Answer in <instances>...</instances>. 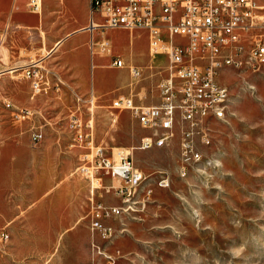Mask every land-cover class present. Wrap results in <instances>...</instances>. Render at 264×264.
<instances>
[{"label": "rangeland", "instance_id": "1", "mask_svg": "<svg viewBox=\"0 0 264 264\" xmlns=\"http://www.w3.org/2000/svg\"><path fill=\"white\" fill-rule=\"evenodd\" d=\"M58 2L43 0L39 17L24 0H15L12 22L7 24L8 34L16 32V20H31L19 35L13 33L8 66L0 73V229L5 226L8 232L7 240L0 242V264H41L45 258L53 264H105L98 251L103 249L115 256L113 264H264V64L253 70L237 63L217 73L229 90L227 115L207 121L208 144L195 135L201 157L180 176L184 124L179 112L164 145L141 149L140 137L152 130L141 128L127 110L110 106L117 94L156 100L163 72L147 64L163 69L165 56L148 55L145 28L105 26L110 50L103 52L95 42L93 50L99 52L87 51V90H80L78 82L69 80L77 73L71 75L61 64L59 44L61 36L79 28V20L73 18H82L84 10L64 0L71 7L66 19ZM6 30L0 42L5 60ZM93 32L96 39L102 37L98 27ZM111 53L126 64H137L140 77L131 78L126 67L112 66ZM39 56L46 83L32 99L21 65ZM76 56H83L80 48ZM51 71L63 79L59 89L52 85ZM93 83L104 89H92ZM91 94L90 106L86 100ZM24 108L30 113L17 114ZM89 108L93 143L106 153L128 152L145 175L131 198V206L137 208L104 218L112 228L104 237L90 228V176L76 168L82 149L67 127L73 114L85 121ZM34 128L42 132L37 142L30 139ZM162 173L169 183L160 187L156 183H161ZM101 178L95 199L121 205L114 187L105 188L116 180ZM149 187L152 192L145 200Z\"/></svg>", "mask_w": 264, "mask_h": 264}, {"label": "built area", "instance_id": "2", "mask_svg": "<svg viewBox=\"0 0 264 264\" xmlns=\"http://www.w3.org/2000/svg\"><path fill=\"white\" fill-rule=\"evenodd\" d=\"M90 12H98L102 21L96 26H119L125 28H146L150 53L165 56L164 76L159 78L157 104H139L132 96L118 95L111 100L110 106L125 109L141 128L152 132L142 135L138 148L164 145L172 133L175 111L183 121L179 148L181 164L180 176H185L195 156H201L196 149L195 135L203 144L210 141L207 121L210 118L224 119L227 112H221L217 98L227 94L228 87L220 83L216 75L225 67L245 63V68L258 69L264 64V0H89ZM42 0H26L25 4L33 11H40ZM7 24L0 29V42L5 35ZM102 49H109L106 39L100 40ZM40 59H30L21 65L22 71L30 80L31 95L41 92L46 80ZM112 63L123 65L121 57L115 56ZM17 67V66H16ZM133 78L140 76L141 68L129 66ZM45 79V78H44ZM86 100L91 106L94 100ZM82 100L80 96L76 98ZM21 112V113H20ZM29 109L17 111L22 116ZM92 109L83 121L81 115H71L67 127L72 141L83 150L77 169L89 173L90 190V228L103 237L112 228L103 221L114 214L128 213L137 206H127V199L137 191L138 175L143 173L133 163L128 152L122 149L106 153L99 144L93 143ZM42 132L34 128L30 132L32 142L41 139ZM101 175H107L116 184L114 187L121 197V205H105L94 197V188L101 185ZM163 182L168 185L165 173ZM152 192L148 189V195ZM144 200V201H145ZM143 201V202H144ZM8 232L0 229V242L6 241ZM0 247V252H3ZM105 258V264H113L115 256L98 250ZM21 264V263H20ZM41 264H52L50 258Z\"/></svg>", "mask_w": 264, "mask_h": 264}, {"label": "crops", "instance_id": "3", "mask_svg": "<svg viewBox=\"0 0 264 264\" xmlns=\"http://www.w3.org/2000/svg\"><path fill=\"white\" fill-rule=\"evenodd\" d=\"M73 1H74L75 4L76 3L77 4H81V6L83 7V10H84V14H83V17L80 18V19L73 18V20H79L78 21L79 24L77 25L79 28L77 30H71L68 33H65L63 36L60 37L61 38V42H60L59 46L62 49V53H61V55H62L61 56L62 57L61 60L62 61H61V64L70 68L69 72H70L71 75L77 73L78 76H75L74 78H69V80H73L74 82H78L80 90H84L85 91V90H87V86H86V83H85L86 80H87V75L89 77L88 67H87V62H86L87 51L90 54L94 53V52H99L97 50L96 51L93 50V45H94L95 42H99V46H100V40L102 38H104V39H106V38L103 35L104 34V27L101 29L100 26L93 25L95 23L101 22L102 21V16L96 11H94L92 13L90 12V1L89 0H73ZM24 2H26V0H24ZM42 2H43V0H42ZM14 4H15V0H0V23H2V25L0 24V29H2L5 26V24H8L9 20L12 22V16H13L12 8H13ZM58 4L60 5L61 11H63V16L66 19H69L71 17V15H69L68 12H69V9L71 7L69 5L65 6L64 0H59ZM41 7H42V3H41ZM35 12H37V11H35ZM37 13L39 14V17H41V9ZM96 13H98V14H96ZM95 14L99 15L100 18H96L94 16ZM30 21L31 20H16L14 25L17 26V29H15L16 32L14 31L13 33L14 34L18 33V35H19L21 33V31L23 30V29H21V27L25 23L30 22ZM94 21H95V23H94ZM95 27H98L99 28V32L102 33V37L99 38V39H96L94 37V32L93 31H94ZM146 32H147V30H146ZM13 33L10 32V33L7 34V30H6V43H4V44H5L6 48H7V54H6V60H5L3 55H2V53H1V51H0V73L3 70H5L6 67L8 66V64H7L8 63L7 61H9V46H8V43H10L11 40H13V38H14V34ZM106 40L108 41L109 46H110L109 40L108 39H106ZM57 44H58V42L56 43V45ZM51 45L49 47H51ZM79 48L82 50V54H83V56L80 57V59H79V56L78 57L76 56V50L79 49ZM101 50H103V52L104 51L105 52H109L110 47L107 50H105V49H101ZM147 52H148V55L150 57L154 56L156 54H160V53H153V54L150 53L149 46H148V34H147ZM111 56H112V59H111L110 64L112 66L118 67V68L126 67L130 77L133 78L131 76L130 72H129V68L128 67L131 66V65H133V66H138V65L135 64V63H132V62L129 63V64H126L124 62V60H123V57H121L119 54H115V53L112 54L111 53ZM115 56L121 57V59L123 61V65L116 66V65H114L112 63V60L114 59ZM30 59H33V57H30ZM34 59H37V57H34ZM38 59L41 60L42 56L41 57L39 56ZM17 61H19V59ZM140 63H144V62L141 61ZM40 64H41V62H40ZM15 67L16 66H13V68H15ZM147 67H149L151 69H154L155 71L160 72V73L162 71L163 72V76L166 73L163 69H161L159 67H154L151 62H148ZM223 69H227L228 70L229 68L225 67ZM51 72H53L52 74H53V77H54L53 81H52V85H55L56 89H59V87H58L59 83H62L63 79H62L61 75H59L57 72H55V71H51ZM138 77H140V76H138ZM138 77H136V78H138ZM218 81L220 83H223L220 80H218ZM115 84L116 83H114L113 85H115ZM223 84H225V83H223ZM130 85L132 86V83H130ZM91 87H92V89H95L96 91H100L101 89H104V87L102 85L98 84V86L96 87L94 85V83L91 84ZM156 92H157L156 93V98L157 99L153 100V101H151V100L148 101L149 100V96L146 97L144 99V101L135 100L133 98V96H134L133 94H130V95H127V96H132L133 100L136 103H139V104H157L159 102L158 89L156 90ZM37 94L31 95L30 97L33 99ZM91 95L93 96V94H91ZM118 95H125V94H117L114 97H116ZM101 182H102V178H101ZM90 197L91 196H89V200H90ZM54 264H56V263H54Z\"/></svg>", "mask_w": 264, "mask_h": 264}, {"label": "bare ground", "instance_id": "4", "mask_svg": "<svg viewBox=\"0 0 264 264\" xmlns=\"http://www.w3.org/2000/svg\"><path fill=\"white\" fill-rule=\"evenodd\" d=\"M92 23V22H91ZM90 23V24H91ZM94 23H95V21H94ZM96 24V23H95ZM101 44V43H100ZM44 53V52H43ZM239 65V64H238ZM236 66H237V63H236ZM228 98H229V90L227 89V94H225L224 96H222V97H218L217 98V105H218V107H221V112H227V101H228ZM201 156H195L194 158H193V162L195 161V160H198L199 158H200ZM144 178H145V175L143 174V173H141L140 175H138V179H137V186L144 180ZM160 182L162 183L163 182V179H161L160 180ZM137 192V191H136ZM136 192L133 194V195H135L136 194ZM132 195V196H133ZM132 196H130V198L129 199H127V206H131V198H132Z\"/></svg>", "mask_w": 264, "mask_h": 264}]
</instances>
